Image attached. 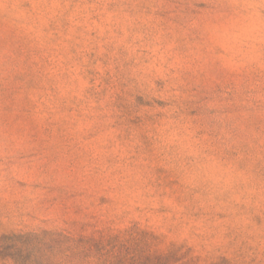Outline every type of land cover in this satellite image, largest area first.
I'll return each instance as SVG.
<instances>
[{
	"label": "rangeland",
	"instance_id": "374dc122",
	"mask_svg": "<svg viewBox=\"0 0 264 264\" xmlns=\"http://www.w3.org/2000/svg\"><path fill=\"white\" fill-rule=\"evenodd\" d=\"M0 264H264V0H0Z\"/></svg>",
	"mask_w": 264,
	"mask_h": 264
}]
</instances>
